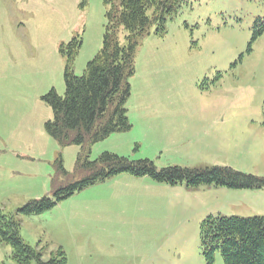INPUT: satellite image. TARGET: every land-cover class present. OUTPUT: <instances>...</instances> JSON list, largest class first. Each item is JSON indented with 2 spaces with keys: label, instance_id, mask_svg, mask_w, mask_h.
<instances>
[{
  "label": "rangeland",
  "instance_id": "1",
  "mask_svg": "<svg viewBox=\"0 0 264 264\" xmlns=\"http://www.w3.org/2000/svg\"><path fill=\"white\" fill-rule=\"evenodd\" d=\"M185 1L137 41L126 103L132 128L62 146L47 130L53 110L45 95H64L67 65L82 75L102 49L111 4L0 0V211L16 216L43 260L62 248L67 264H210L201 247L206 218L264 216V186H188L130 171L42 212L21 210L88 175L77 165L82 153L264 178V30L255 33L264 29V0ZM12 254L0 239V264H18ZM213 264H226L220 250Z\"/></svg>",
  "mask_w": 264,
  "mask_h": 264
},
{
  "label": "trees",
  "instance_id": "2",
  "mask_svg": "<svg viewBox=\"0 0 264 264\" xmlns=\"http://www.w3.org/2000/svg\"><path fill=\"white\" fill-rule=\"evenodd\" d=\"M111 4L103 47L88 62L85 72L76 75L68 64L65 72L66 91L59 95L53 88L45 98L52 107L53 117L46 122L49 134L62 146L74 143L88 146L115 131L130 130L126 103L131 95L130 77L135 72L137 41L157 21V31L163 28L185 0H106ZM153 7V14L148 10ZM258 23V22H257ZM256 23V26H257ZM264 29H255L260 34ZM124 31V41L120 33ZM79 41L74 38L69 46L77 52ZM71 57L73 56V51ZM62 173H68L62 160ZM79 169L89 171L85 177L55 189L53 196L35 199L21 208L25 213L42 212L61 199L98 181L122 171L137 175H151L158 182L176 184L187 180L188 186L210 183L230 188L263 187L264 178L238 171L232 167L170 166L158 169L149 159L134 160L112 153L89 161V153L78 156ZM77 168V167H76ZM76 172V171H75ZM21 223L14 214L0 211V239L13 247L12 257L18 264H67L66 252L59 248L55 256L43 260L42 254L27 243L20 234ZM201 247L210 264L220 250L226 264H264V216H209L201 225Z\"/></svg>",
  "mask_w": 264,
  "mask_h": 264
}]
</instances>
